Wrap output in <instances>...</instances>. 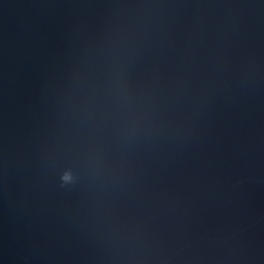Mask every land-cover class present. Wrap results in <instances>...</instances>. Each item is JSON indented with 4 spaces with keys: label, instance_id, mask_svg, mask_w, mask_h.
I'll use <instances>...</instances> for the list:
<instances>
[{
    "label": "water",
    "instance_id": "95a60500",
    "mask_svg": "<svg viewBox=\"0 0 264 264\" xmlns=\"http://www.w3.org/2000/svg\"><path fill=\"white\" fill-rule=\"evenodd\" d=\"M0 264H264V0H0Z\"/></svg>",
    "mask_w": 264,
    "mask_h": 264
}]
</instances>
